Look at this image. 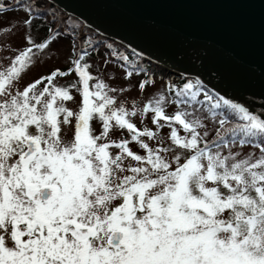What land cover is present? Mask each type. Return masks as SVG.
<instances>
[{
    "label": "snow or ice",
    "instance_id": "obj_1",
    "mask_svg": "<svg viewBox=\"0 0 264 264\" xmlns=\"http://www.w3.org/2000/svg\"><path fill=\"white\" fill-rule=\"evenodd\" d=\"M50 8L0 0V264H264V113Z\"/></svg>",
    "mask_w": 264,
    "mask_h": 264
},
{
    "label": "water",
    "instance_id": "obj_2",
    "mask_svg": "<svg viewBox=\"0 0 264 264\" xmlns=\"http://www.w3.org/2000/svg\"><path fill=\"white\" fill-rule=\"evenodd\" d=\"M166 73L264 113V0H49Z\"/></svg>",
    "mask_w": 264,
    "mask_h": 264
},
{
    "label": "rangeland",
    "instance_id": "obj_3",
    "mask_svg": "<svg viewBox=\"0 0 264 264\" xmlns=\"http://www.w3.org/2000/svg\"><path fill=\"white\" fill-rule=\"evenodd\" d=\"M5 6L11 8L12 5H14L16 3V0H4ZM53 6V5H52ZM50 11H54L56 13V17L57 19H62L64 16H67L66 14H61L60 12H58L57 9H55V7H51ZM64 13V12H63ZM74 18V17H73ZM23 20V14L19 13L17 11H9L6 14L0 15V37L5 36V29H9L11 30L12 28H14L16 25L21 24ZM75 20H78L75 18ZM84 27V26H83ZM80 31H83V29H79ZM94 31V30H93ZM90 35V34H88ZM92 36V35H91ZM102 36V35H101ZM104 37V36H102ZM106 38V37H105ZM108 39V38H107ZM111 42H97L100 44H104V45H112L113 40L108 39ZM116 42V41H114ZM18 43V39L13 37L11 42H7V40H5V42L0 43V66L6 65L8 63V60L5 56H3V53L5 52V50H9L13 48V44ZM112 50V49H111ZM100 53H102V56H98L97 60H109L110 63L108 65L109 67V72H108V76H118L120 73L118 71H116L115 69H117L119 67V62L116 61L113 57H111L109 55V52L106 51L104 48H100L99 49ZM114 51V50H112ZM130 52V51H129ZM150 65H154L153 63L149 62ZM155 69H160L162 70V74H165V77H161L160 75H158L156 77V79L159 80H167L168 77L170 76L172 78V80H175L177 82H179V78H182L180 76H175V75H171L166 73L163 69H161L160 67L155 65ZM47 69L46 68H36L33 69L32 73L30 74L29 78H31V76L33 75H38L40 73L46 72ZM157 72V71H156ZM133 95H135V93H133ZM168 130L165 129L164 132L166 133Z\"/></svg>",
    "mask_w": 264,
    "mask_h": 264
},
{
    "label": "trees",
    "instance_id": "obj_4",
    "mask_svg": "<svg viewBox=\"0 0 264 264\" xmlns=\"http://www.w3.org/2000/svg\"><path fill=\"white\" fill-rule=\"evenodd\" d=\"M51 5V4H50ZM51 7H53L51 5ZM58 12H60L61 14H65L63 13V11H61L60 9H58ZM63 18H67L66 20V23L69 24V25H79V29H83L84 32L86 34H90V36L92 38H99V39H104L106 40L107 42L109 41L107 38L105 37H102L100 34H98L96 31H93L92 29L86 27L82 22H80L79 20H75V18L71 17V16H64ZM62 18V19H63ZM84 26V27H83ZM111 42V41H109ZM112 50L118 52V53H121L123 55H127L129 56L130 59L132 60H138L140 63H142L145 67H148V68H152L154 69L155 71H157L158 73H160V76L161 77H165V74H162V70H158V69H155V65H150L149 61H147L146 59H144L143 57H141L140 55L136 54V53H132V52H129L128 50H126L121 44L117 43V42H114L112 43ZM183 79H186V80H194V79H191V78H188V77H182ZM181 78H179L180 80ZM206 88V87H205ZM207 91H209L210 93H213L212 91H210L209 89L206 88Z\"/></svg>",
    "mask_w": 264,
    "mask_h": 264
},
{
    "label": "flooded vegetation",
    "instance_id": "obj_5",
    "mask_svg": "<svg viewBox=\"0 0 264 264\" xmlns=\"http://www.w3.org/2000/svg\"><path fill=\"white\" fill-rule=\"evenodd\" d=\"M52 5V4H51ZM53 7H55V6H53ZM55 9H57L58 10V8L57 7H55ZM68 17V16H67ZM94 41H96V42H107L106 40H104V39H99V38H92ZM108 43H109V41H108Z\"/></svg>",
    "mask_w": 264,
    "mask_h": 264
}]
</instances>
